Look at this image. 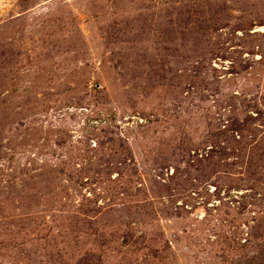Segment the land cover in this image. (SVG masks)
Instances as JSON below:
<instances>
[{"label": "rangeland", "instance_id": "obj_1", "mask_svg": "<svg viewBox=\"0 0 264 264\" xmlns=\"http://www.w3.org/2000/svg\"><path fill=\"white\" fill-rule=\"evenodd\" d=\"M0 264H264V0H0Z\"/></svg>", "mask_w": 264, "mask_h": 264}]
</instances>
